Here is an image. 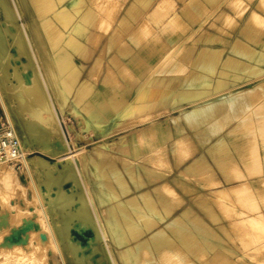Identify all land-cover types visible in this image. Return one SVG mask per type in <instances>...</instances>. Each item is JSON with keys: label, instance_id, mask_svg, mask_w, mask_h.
<instances>
[{"label": "rangeland", "instance_id": "374dc122", "mask_svg": "<svg viewBox=\"0 0 264 264\" xmlns=\"http://www.w3.org/2000/svg\"><path fill=\"white\" fill-rule=\"evenodd\" d=\"M176 1L191 16L170 21L176 28L173 48L139 87L128 110L137 107L142 96L149 99L145 100L147 108L138 115L123 112L114 127L112 118L105 123L90 116L92 126L94 122L106 126L102 133L87 126L82 114L86 99L94 94L104 73L103 41L110 45L108 53L113 51L120 36L128 33L126 28L143 22L141 16L156 0H27L29 13L22 18L23 29L15 23L16 16L12 18L10 0L4 1L5 6L0 1V38L4 40L0 44V85L4 87L0 89L6 91L3 96L10 94L11 100L4 96L7 106L9 99L19 108L18 97H25L13 125L29 143L28 158L39 157L35 170L32 160L29 164L47 211L45 218L26 173L14 169L7 159L5 171L12 173L18 186L8 188L0 181L1 264H80L82 260V264H264V170L259 157L251 182L221 186L209 178L202 183L197 171L183 170L192 152H183L191 137L182 127L190 114L218 105L214 115L231 120L225 127L215 123L214 135L223 136L229 127L228 136H234L248 122L255 126V136L262 137L258 130L264 125V0ZM174 5L173 0H160L157 6L164 11L175 9ZM6 7L9 13L5 15ZM33 16L41 22L45 41L54 38L45 55L35 43L28 45L22 39V31L31 38ZM8 23H12L10 27ZM206 48L222 50L214 53L215 62L200 61ZM5 50L9 51L6 56ZM57 72L61 78H57L55 91L49 80ZM153 78L157 79L154 84ZM0 115L5 124L1 103ZM57 119L62 132L55 124ZM154 126L174 127L175 142L181 134L187 139L177 148L175 142L170 146L174 163L167 158L168 136L161 142L143 138L141 132L149 134ZM190 130L195 132V128ZM3 132L0 130V138L7 135ZM259 145L257 155L262 151V143ZM225 193L231 200L218 199ZM69 196L72 203L66 199ZM57 198L68 205L54 204ZM83 202L90 206L82 211ZM48 206L56 207L50 210ZM88 208L93 216H88ZM85 209L86 217L82 216ZM89 238L94 244L90 241L89 245Z\"/></svg>", "mask_w": 264, "mask_h": 264}, {"label": "crops", "instance_id": "0c3cea01", "mask_svg": "<svg viewBox=\"0 0 264 264\" xmlns=\"http://www.w3.org/2000/svg\"><path fill=\"white\" fill-rule=\"evenodd\" d=\"M173 1L175 9L171 7L162 11L157 6L160 0H156L151 9L141 16L143 22L138 23L131 29L126 28L129 29L128 33L122 37L120 36L119 42L113 51L108 53L110 45L107 44L106 39L103 41L102 46L105 51L104 73L98 83L95 84L94 94L86 99L83 107L84 115L82 114V116L87 122L92 123L90 116H94L108 123L111 118L123 114L128 105L135 99L139 87L147 82L153 70L172 50V44L176 41V28L172 26L170 21L176 17L184 19L191 16L184 14V4L176 0ZM130 15L132 16V14ZM90 33L91 31L88 32V34ZM121 34L124 33L121 32ZM217 51L222 50L217 49ZM97 56L94 57L93 62H95ZM156 81L157 79L154 80V82ZM234 94L230 93V96L236 99ZM248 95L253 98L252 94ZM219 108L218 105H213L210 109L198 110L192 115L190 114L186 120H183L182 127L191 137L190 143L185 147L187 150L183 152H192L190 159L183 165V170H191V173L197 171L198 174H195L198 175L197 177L201 182L203 179L209 181V178H211V182L214 184L219 182L221 186H236L251 182L255 180L256 157H259V162L264 170V125L261 130H258V132H262V137L255 136V126L248 122L234 136H228L227 130H230L229 127H226L223 136H216L213 133L216 131L215 128H212L215 127L213 125L217 123L215 125L218 127L220 125L225 127L229 125L231 120L230 117L225 115L223 117L222 115L215 116L214 113ZM221 108L222 110L225 109L224 106H221ZM2 125H4V118L0 115V130H2ZM159 127L155 130V133L151 129L149 134L144 131L141 134L144 139H156L157 142L163 141L168 136L165 144L168 148L167 158L170 163H174L175 156L170 151V146L175 142L176 130L172 126L168 130ZM190 127L195 128V132L191 131ZM194 133H197L200 139H196ZM181 135L174 143L176 148L183 142L186 143L187 139ZM206 139L210 141L207 142ZM260 142L262 143V151L258 152L257 155L256 145L259 149ZM154 152L152 148L151 154ZM209 169L212 172H209ZM192 176L190 178H194ZM172 191L174 196L177 197L175 190L172 189ZM218 199L231 200V196L225 193L220 195ZM180 201L184 203L182 198Z\"/></svg>", "mask_w": 264, "mask_h": 264}, {"label": "bare ground", "instance_id": "6f19581e", "mask_svg": "<svg viewBox=\"0 0 264 264\" xmlns=\"http://www.w3.org/2000/svg\"><path fill=\"white\" fill-rule=\"evenodd\" d=\"M1 1V0H0ZM4 1L5 0H2V5L4 4ZM7 1V0H6ZM10 2H11V6L9 7L8 6V3H6V5H7V7H9L10 9V11L14 14V16L12 17V18H14L15 16H16V22L15 23H18V25H19V27H22V29H23V23H21V21H22V18H23V16H24V14L25 13H29V10H28V5H27V0H10ZM0 4V5H1ZM10 4V3H9ZM263 4V3H262ZM4 6H5V4H4ZM33 6L37 9V5L36 4H33ZM262 6V5H261ZM7 7H6V9H7ZM259 8H261L260 6H258V9ZM5 8H3V10H4ZM5 9V10H6ZM4 10V14L6 13H9L8 11V9H7V12ZM5 14V15H6ZM256 14V13H255ZM258 15V14H257ZM6 17V16H5ZM260 18V17H259ZM5 19V18H4ZM7 19H8V16H7ZM262 19V18H261ZM250 20H251V18L249 19L248 18V23L250 22ZM7 20H5V22H6ZM15 21V20H14ZM13 21V22H14ZM7 23V22H6ZM247 23V24H248ZM9 24V23H8ZM7 24V25H8ZM10 24H12V23H10ZM10 24L8 25L9 27H10ZM249 25H250V23H249ZM7 26V27H8ZM245 27H246V25H245ZM251 28L250 29H252V27L253 26H250ZM16 28V27H15ZM6 29V28H5ZM5 29H4V31H5ZM18 29V28H17ZM247 29H248V27H247ZM246 29V30H247ZM21 30V29H20ZM31 30H32V35H31V38H29L28 36H25V34H24V31H22L23 33L21 34V35H23V37H22V39L24 38V40H25V42L28 44V45H30L31 44V42H33V43H35L37 46H39V48L40 49H42V50H44L43 52H42V54L43 55H45V52H48V53H50V51H49V49L51 50V48H52V46H53V39L54 38H48L46 41H45V38H44V35H43V31H42V26H41V22H39L38 23V21H37V19L33 16L32 17V20H31ZM260 30V29H259ZM7 32V31H6ZM17 32V31H16ZM256 32H258V30L256 31ZM5 33V32H4ZM10 33V32H9ZM18 33V32H17ZM1 34H2V32L0 33V36H1ZM8 34V33H7ZM6 34V35H7ZM60 34V33H59ZM12 35V34H11ZM20 35V36H21ZM17 36H19V33H18V35ZM19 36V37H20ZM3 37V36H2ZM17 39H18V37H16ZM1 39V38H0ZM5 39V38H4ZM15 39V38H14ZM16 39V40H17ZM6 40H7V38H6ZM20 40H21V38H20ZM19 40V42L21 43V41ZM51 40V41H50ZM64 40V39H63ZM2 41H4L3 39H1L0 40V44H2ZM7 42H8V40H7ZM22 44H23V42H22ZM26 44V45H27ZM44 45H46V46H44ZM3 46H4V44H3ZM2 45H1V47H3ZM23 48H24V46H22ZM44 47V48H43ZM50 47V48H49ZM26 48V47H25ZM4 49H6V47L4 46ZM30 49H31V47H30ZM27 50V49H26ZM29 50V49H28ZM23 51H24V49H23ZM0 52H3V49H2V51H0ZM6 50L4 51V53H5V56L7 55L6 54ZM9 52V51H8ZM7 52V53H8ZM39 52V51H38ZM217 51L215 50V49H211V48H206V49H202V51H201V53H200V56H199V59H200V61L201 62H203V63H212V62H215L216 61V57L214 56V53H216ZM19 54V53H18ZM24 55H26L27 56V54H25V53H23ZM47 54V53H46ZM1 55L2 54H0V57H1ZM11 55V54H10ZM29 55V54H28ZM35 55V54H34ZM4 56V55H3ZM49 56V55H48ZM30 57V56H29ZM2 58V57H1ZM3 58H5V57H3ZM13 58V57H12ZM32 58V57H31ZM35 57H33L32 58V60H34V61H36L35 59H34ZM11 60V59H10ZM43 61V60H42ZM46 61V60H45ZM52 61V60H51ZM49 63V62H48ZM35 64V63H34ZM5 66V65H4ZM51 65H50V63H49V67H50ZM1 67V66H0ZM30 67V66H29ZM28 67V68H29ZM36 67V66H35ZM35 67H33V68H35ZM46 67V66H45ZM53 67V66H52ZM52 67H50V68H52ZM53 69V68H52ZM60 69V68H59ZM2 70H3V68H2ZM2 70H0V72L2 71ZM55 70V69H54ZM34 71V70H33ZM55 72V71H54ZM34 73H35V75H36V72L34 71ZM34 73H33V75H34ZM55 75H57L56 76V78L53 76V78H50V80H49V84H50V82H51V86L53 87V89L56 91L57 90V78H61V76L59 75V73L57 72ZM1 76V75H0ZM4 76V75H3ZM27 76V75H26ZM7 77V76H6ZM22 77V76H21ZM37 77V76H36ZM40 80H41V84L43 85V88H44V90L47 92V86H46V81L44 80L45 78H44V76H43V74H42V72L40 71ZM52 77V76H51ZM27 78V77H26ZM33 78V77H32ZM34 78H35V76H34ZM44 78V79H43ZM16 79V78H15ZM18 79V78H17ZM27 79H29V78H27ZM156 78H153L152 80H153V82H152V84H154V80H155ZM4 81V80H3ZM28 81V83H29V80H27ZM34 81H36V80H34ZM18 82V84L19 83H21L22 81H17ZM38 82V81H37ZM37 82H36V84H37ZM0 83L2 84V80H1V78H0ZM27 83V82H26ZM5 84V83H4ZM40 84V83H39ZM1 86V85H0ZM15 86V85H14ZM13 86V87H14ZM26 86V85H25ZM49 86V85H48ZM2 87V86H1ZM4 87V86H3ZM2 87V88H3ZM9 87V86H8ZM15 87H17V86H15ZM83 89H85L86 88V86H84V87H82ZM39 90H38V93H40L41 92V89L40 88H38ZM176 89V88H175ZM51 90V89H50ZM50 90H49V92H50ZM3 91H5V90H3ZM3 91H1V89H0V103H1V106H2V108H3V110H4V112H5V115H6V118H7V120H8V122L10 123V125L11 126H13L14 128H15V126L13 125V124H15L14 123V119H16V112H19V111H21V108H22V106H23V102H25V97L24 96H22V94H21V96H19L18 98H20L19 99V103L17 104L18 106H19V108L18 107H16V108H14L15 106H13L11 103H14L13 101L12 102H10V94L9 95H7V93H4L5 95V97H6V99L8 98L7 96H9V99H8V104H9V106H7V104H6V101L4 100V96L2 95V92ZM6 92V91H5ZM7 92H8V90H7ZM18 94V93H17ZM162 95V92H160V96ZM18 96V95H17ZM160 96H158L157 98H154V97H152V98H150V101H152L153 99H158ZM56 97V96H55ZM173 97V96H172ZM234 98V97H233ZM171 99H173V98H171ZM171 99H170V101H171ZM62 100V99H61ZM136 100V99H135ZM145 100H149L146 96H142L141 98H138L137 99V102H140V103H137V107H134L133 109H131V110H128V108H130V105H129V107H127V110L125 111V113L126 114H129V116H132V115H138L139 113H142V112H144V110L147 108L146 106H147V104H148V102L147 101H145ZM232 100V99H231ZM62 103V106H64V103L63 102H61ZM171 104V103H170ZM16 105V104H15ZM133 105V104H132ZM131 105V106H132ZM78 114H80L81 115V113L80 112H78ZM20 116V115H19ZM125 116H127V115H125ZM118 117H120V116H118ZM20 118V117H19ZM18 119V118H17ZM83 120H84V122H85V124L87 125V126H90V127H93L96 131H99V132H104L105 130H106V126L104 125V124H102V123H100V122H94L93 123V126L89 123V122H87V120L85 119V118H83ZM18 122V121H17ZM116 122H117V117H115V118H112V125H113V127H114V124L116 125ZM22 123H24V122H22ZM118 123V122H117ZM55 124H56V126L59 128V130L62 132V129H61V126H60V124H59V120L57 119L56 120V122H55ZM160 127L158 126H155L153 129H152V131H153V133H155V130L156 129H159ZM16 130V129H15ZM16 132H17V130H16ZM17 134H18V132H17ZM19 135V134H18ZM154 136H156L155 134H154ZM30 141V140H29ZM29 144V143H28ZM27 140H25V138L24 137H22L21 138V145H22V148L24 149V151H25V153L28 155V153H27V151H26V147H27ZM31 144V143H30ZM66 144V143H65ZM105 144V143H104ZM106 144H108V143H106ZM68 145V144H67ZM29 147V146H28ZM65 147H66V145H65ZM8 154V155H7ZM7 154H5V155H1L0 154V181H2V183L4 184V186L5 187H8V188H11V187H16V186H18V184L16 183V181H14L13 180V178H12V173H10V171L9 172H6L5 170V163H6V160L10 157V149H7ZM7 155V156H6ZM29 160H32V165H33V167H34V170H35V166H37L38 165V162H39V157L37 156V157H33V159L31 158H28L27 159V166L25 167V169L23 170V173H26V178L29 180V183H30V185L32 186V188L35 190V192H36V195H37V199H38V202H39V204H40V206H41V210H42V213H43V216L46 218V215H45V213L47 212H45V210L46 209H44V206H43V204H42V200H41V198H40V195L38 194V190H37V187H36V183H35V179H34V177H33V172H32V170H31V165L29 164ZM67 163V162H66ZM70 164V163H69ZM65 167V166H64ZM72 168H74V166L72 165L71 166ZM66 168H68V167H66ZM71 168V169H72ZM64 168H63V166H62V170H63ZM67 170V169H66ZM68 170H69V168H68ZM65 171V170H64ZM71 171V170H70ZM60 173H61V171H60ZM66 176V178H67V173L65 174ZM61 178V177H60ZM63 178H64V176H63ZM65 178V179H66ZM63 182H64V180H63ZM62 182V183H63ZM95 189V188H94ZM59 193V192H58ZM61 195H63V194H61ZM59 196V195H58ZM64 196H66L65 195V193H64ZM57 197V196H56ZM60 198H63V197H60ZM98 198V200L100 201H102L103 199H102V197H97ZM56 199V198H55ZM64 199H65V197H64ZM63 199V200H64ZM66 199H68L69 201H71V203H72V200H70L71 198H70V196L69 197H67ZM63 200H61V201H63ZM55 202H53L54 204L56 203V204H58V202H60L59 201V199L57 198V200H54ZM87 202V201H86ZM61 203H66V205H68V202H60L58 205L60 206L61 205ZM84 204H82V206H83V208H81L82 209V211H83V209H84V207H88V206H90V204L89 205H85V202H83ZM88 203H89V201H88ZM88 203H86V204H88ZM49 205H51V204H49ZM53 205V204H52ZM57 205V206H58ZM54 206V205H53ZM56 207V206H55ZM55 207H51V208H49V206H48V209H52L53 210V208H55ZM86 207V208H87ZM46 208V207H45ZM89 209V213L91 212V210H90V208H88ZM49 210V211H50ZM59 210V209H58ZM60 211V210H59ZM82 211H79V213L78 214H81L80 212H82ZM85 211H86V209L84 210V212H83V214H82V216H84V217H86V215H84V213H85ZM51 212H53V211H50V213ZM88 211H86V213H87ZM67 214V213H66ZM88 214V213H87ZM91 215H89L88 214V216H93L92 215V213H90ZM60 215H61V211H60ZM67 215H69V213L67 214ZM70 215H72L71 213H70ZM59 216V215H58ZM48 217V216H47ZM71 217L72 216H69V218L71 219ZM44 218V219H45ZM52 218V217H51ZM46 220V219H45ZM52 220H54V219H52ZM96 220V219H95ZM70 221V220H69ZM55 223V222H54ZM63 223V222H62ZM26 226H24V228H25ZM29 227H30V224H29ZM31 227H32V225H31ZM47 227H48V225H47ZM55 227H57V226H55ZM59 227V226H58ZM61 227V226H60ZM83 227V226H82ZM50 228V227H49ZM71 228V227H70ZM87 228V227H86ZM67 229L68 230H66L65 232H67V234H68V232H69V228L67 227ZM79 229H82V228H79ZM23 230V232L24 231H26L27 230V228H26V230L25 229H22ZM21 230V231H22ZM74 230H77V232H78V229H74ZM83 230H85V229H83ZM49 231H50V229H49ZM51 231H53V230H51ZM62 231V230H61ZM61 231H59V233L60 234H62L61 233ZM82 231V230H81ZM80 233V232H79ZM87 233V232H86ZM18 235V234H17ZM87 235V234H86ZM51 236H53V234H51ZM75 236V235H74ZM11 237V236H10ZM70 237V236H69ZM88 237H89V235H88ZM91 237V236H90ZM14 238H17V236L15 237V234H14ZM81 238H83V237H81ZM18 239V238H17ZM72 239H73V237H72ZM55 240V239H54ZM53 240V241H54ZM11 241H12V239H11ZM90 241H92V240H90V238H89V245H90ZM21 241L19 240L18 241V243H20ZM54 242H56V241H54ZM87 242H88V240H87ZM93 242V244H94V240L92 241ZM71 244V243H70ZM93 244H92V246H93ZM106 244V243H105ZM15 245H16V243H15ZM15 245H13L14 247L13 248H15L16 246ZM17 245H19V244H17ZM54 245V244H53ZM55 246V245H54ZM54 246H53V248H54ZM57 246H58V244H57ZM79 246V245H78ZM75 247V248H80V247H82V246H80V247ZM59 247V246H58ZM84 247V246H83ZM86 247H88V246H86ZM107 247V246H106ZM56 249V248H55ZM55 249H53L54 251H55ZM82 249H85V248H82ZM79 250H81V249H79ZM60 252V251H59ZM128 252H129V250H128ZM127 252V253H128ZM60 254V253H59ZM77 254V253H76ZM129 254V253H128ZM61 255V254H60ZM82 255V254H81ZM88 255V254H87ZM82 257H83V255H82ZM81 257V259H83ZM9 258V257H8ZM8 258L6 259L7 261H8ZM59 258H60V256H59ZM22 259V258H21ZM77 259V258H76ZM86 259V258H85ZM5 260V261H6ZM10 260V259H9ZM23 260V259H22ZM62 260V259H61ZM87 260V259H86ZM12 261V260H11ZM10 261V262H11ZM21 261V260H20ZM26 261V260H25ZM73 261V260H72ZM76 261V260H75ZM81 261V260H80ZM83 261L84 260H82V262L80 263V264H82L83 263ZM16 262H17V260H16ZM7 263V262H6ZM18 263V262H17ZM61 263H63V262H61ZM70 263V262H69ZM71 263H74V264H76L77 263V261H76V263L75 262H71ZM0 264H1V262H0ZM15 264V263H14ZM23 264H25V263H23Z\"/></svg>", "mask_w": 264, "mask_h": 264}, {"label": "built area", "instance_id": "2783aa9c", "mask_svg": "<svg viewBox=\"0 0 264 264\" xmlns=\"http://www.w3.org/2000/svg\"><path fill=\"white\" fill-rule=\"evenodd\" d=\"M2 130L4 131L3 133H6L7 135L3 138H0V154L5 155L3 152L7 151V149H10L8 164L12 165L17 171L23 172L27 166L28 155L22 148L21 138L7 119L6 123L2 125Z\"/></svg>", "mask_w": 264, "mask_h": 264}]
</instances>
